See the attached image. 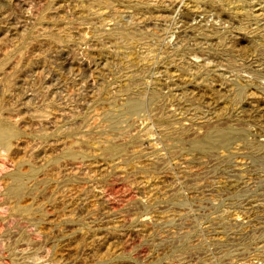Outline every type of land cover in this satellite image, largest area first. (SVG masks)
I'll return each mask as SVG.
<instances>
[{
    "label": "rangeland",
    "instance_id": "rangeland-1",
    "mask_svg": "<svg viewBox=\"0 0 264 264\" xmlns=\"http://www.w3.org/2000/svg\"><path fill=\"white\" fill-rule=\"evenodd\" d=\"M0 132V264H264V0H0Z\"/></svg>",
    "mask_w": 264,
    "mask_h": 264
},
{
    "label": "bare ground",
    "instance_id": "bare-ground-1",
    "mask_svg": "<svg viewBox=\"0 0 264 264\" xmlns=\"http://www.w3.org/2000/svg\"><path fill=\"white\" fill-rule=\"evenodd\" d=\"M137 104L133 103L130 107L135 108ZM2 139V134L0 132V140ZM228 136H225V134H221V132L218 133V137L213 139V141H217L220 144H224L226 141H228Z\"/></svg>",
    "mask_w": 264,
    "mask_h": 264
}]
</instances>
